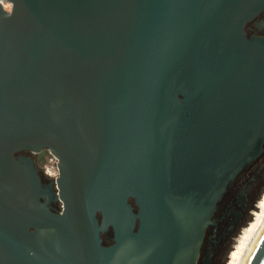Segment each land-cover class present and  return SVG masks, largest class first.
I'll list each match as a JSON object with an SVG mask.
<instances>
[{"label": "water", "instance_id": "water-1", "mask_svg": "<svg viewBox=\"0 0 264 264\" xmlns=\"http://www.w3.org/2000/svg\"><path fill=\"white\" fill-rule=\"evenodd\" d=\"M261 11L0 0V264H198L264 152V37L245 32Z\"/></svg>", "mask_w": 264, "mask_h": 264}, {"label": "rangeland", "instance_id": "rangeland-1", "mask_svg": "<svg viewBox=\"0 0 264 264\" xmlns=\"http://www.w3.org/2000/svg\"><path fill=\"white\" fill-rule=\"evenodd\" d=\"M263 161L264 154L254 161L246 169L245 173L234 182L230 191L223 199L222 204H226L230 197L236 196V193H238L240 196L238 201L244 200V204L242 205L246 206L245 208L238 206V204L234 206L235 209L243 214V223L236 230V234L230 242L225 243L223 239L221 242L214 243L211 248V255L206 251L201 253L198 264H225L232 251L228 264H239L241 262L247 244L264 219V179L261 181L257 180L259 175L252 179L254 172ZM234 217L235 214L231 213L223 224L228 225L229 220L234 219ZM252 220L251 225H248Z\"/></svg>", "mask_w": 264, "mask_h": 264}, {"label": "flooded vegetation", "instance_id": "flooded-vegetation-1", "mask_svg": "<svg viewBox=\"0 0 264 264\" xmlns=\"http://www.w3.org/2000/svg\"><path fill=\"white\" fill-rule=\"evenodd\" d=\"M245 32H246L247 37L249 38L252 36L264 37V11H261L253 19H251L250 21L246 23ZM35 154H36L35 152L31 150H27V149H22L16 152V155H25V156L34 157L36 165L42 173L43 181L45 183H49L51 179L54 178L55 176L48 175L45 169H42L41 167L38 166ZM246 169L247 168H245L242 171L239 177H241L245 173ZM257 175H259L257 180L261 181L262 179H264V161L256 169V171L254 172L252 176V179H254L255 176ZM239 199H240V196L238 195V193H236V196L230 197L229 201L226 204H222L223 203V200H222L214 216V224H211L207 229L201 253H204L206 251L209 255H211V248L214 243L221 242L223 239L225 240V243H228L232 240V238L236 234V230L241 226L244 220L243 214L234 208V206L237 204L238 206H242L244 208L246 207L242 205L244 204V200L240 202L238 201ZM60 205L61 203H58L53 200L51 201V206L54 210H57L60 207ZM231 213L235 214L234 219H230L228 222V225H224L223 222L227 221ZM203 264H206V263H203Z\"/></svg>", "mask_w": 264, "mask_h": 264}, {"label": "bare ground", "instance_id": "bare-ground-1", "mask_svg": "<svg viewBox=\"0 0 264 264\" xmlns=\"http://www.w3.org/2000/svg\"><path fill=\"white\" fill-rule=\"evenodd\" d=\"M264 233V219L262 220L261 224L259 225V227L256 229L254 235L252 236V238L250 239L249 243L247 244L245 251H244V255L242 257V260L239 264H247L254 248L256 247L259 239L261 238V236Z\"/></svg>", "mask_w": 264, "mask_h": 264}, {"label": "trees", "instance_id": "trees-1", "mask_svg": "<svg viewBox=\"0 0 264 264\" xmlns=\"http://www.w3.org/2000/svg\"><path fill=\"white\" fill-rule=\"evenodd\" d=\"M254 220V219H253ZM253 220L248 224V225H251V223L253 222ZM235 248V247H234ZM233 252V251H232ZM231 252V254H232ZM231 254L229 255V258L227 259V261L225 262V264H228L229 261H230V258H231Z\"/></svg>", "mask_w": 264, "mask_h": 264}]
</instances>
